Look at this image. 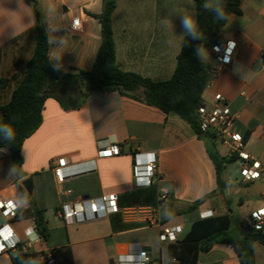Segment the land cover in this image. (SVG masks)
<instances>
[{"label": "crops", "instance_id": "obj_1", "mask_svg": "<svg viewBox=\"0 0 264 264\" xmlns=\"http://www.w3.org/2000/svg\"><path fill=\"white\" fill-rule=\"evenodd\" d=\"M36 1L48 30L52 63L66 72L72 68L91 70L102 41L101 23L93 15L101 13L102 0ZM215 3L209 0L210 6ZM184 15L196 18L194 0H117L112 14L117 66L157 82L170 79L187 35L181 23ZM76 22L80 25L77 30L71 28ZM35 24L33 0H0V107L10 102L25 77L36 45ZM220 36L221 41L235 42L233 60L211 74L203 102L210 106L217 93L226 98L236 116L234 130L245 142L243 150L264 167V0H243L242 14L231 15ZM204 48L208 53L201 61L212 70L219 67L211 47ZM66 88L68 93L61 95L55 90L46 98L41 125L22 145L23 162L18 172L9 150L0 147V200H14L19 205V218L12 221V227L25 240L26 231L35 223L22 214L34 207L44 211L49 229L47 240L35 244L20 264H47L48 252H54L53 264H111L130 243L149 247L151 255L157 246L161 259L164 248L168 264V245L159 242L161 229L149 225L150 218L158 219L162 227L182 226L181 239L203 213H230L234 223L229 231L234 227L239 233L235 237L249 232L239 217L235 218L231 205L238 201L239 216H249L264 205V180L245 183L240 177L233 181L224 176L227 164L221 191L210 151L232 155L218 139L196 132L174 112L166 114L118 90L76 100ZM113 142L121 147L119 156L96 157L99 148ZM138 151L157 153L163 176L158 185L135 187L131 154ZM91 159L96 161L95 171L57 183L54 162L77 164ZM28 178L32 179L31 194L21 184ZM160 188L168 189L169 197L159 209ZM67 190L72 193L62 194ZM108 194L118 196L119 213L83 224H61L57 212L62 204ZM51 209L54 225L48 216ZM153 229L156 237L151 240L145 232ZM62 230L66 236L54 239V233ZM254 253L256 264H264V245L255 242ZM10 255L7 264H13ZM198 264L241 261L232 246L216 241L209 251L199 254Z\"/></svg>", "mask_w": 264, "mask_h": 264}, {"label": "trees", "instance_id": "obj_2", "mask_svg": "<svg viewBox=\"0 0 264 264\" xmlns=\"http://www.w3.org/2000/svg\"><path fill=\"white\" fill-rule=\"evenodd\" d=\"M194 2L202 40L187 34L172 77L157 82L136 73L124 72L116 64L112 14L117 0H102L101 13L93 15L101 23L102 41L92 69L85 71L72 68L70 72L63 71L52 63L49 56L48 30L38 2L33 0L36 14L33 30L36 41L34 55L27 65L24 79L13 91L10 102L0 107V147L9 150L15 170L18 172L23 162L21 150L24 141L41 125L46 98L55 90L61 95L68 93L66 87L71 84L79 86L81 96L110 89L118 90L122 95L158 107L166 114L176 113L196 132L201 133L197 108L203 103L202 93L209 83L212 69L197 56V46L202 44L208 48L219 43L221 30L229 17L242 14L243 0H224L226 18L223 20L216 19L212 12L205 10L202 0ZM262 57L264 59V51ZM2 83L0 79V86ZM49 84L52 85L48 87ZM141 89L142 92L139 93ZM58 99L61 101L59 97ZM74 106L73 102L72 107ZM8 128L13 129L14 137ZM210 157L215 164L218 184L223 191L224 168L227 164L235 162L238 156H221L216 149H212ZM22 216L24 219H33L36 229L47 240L49 229L43 210L30 207ZM233 223L234 219L230 213L193 221L184 238L168 245V264H198L199 254L209 251L216 241L232 246L240 257L241 264H256L254 243L264 245V235L244 232L240 237H232L229 235V229ZM26 258L27 255L20 252L16 259L12 257V261L13 264H20Z\"/></svg>", "mask_w": 264, "mask_h": 264}, {"label": "built area", "instance_id": "obj_3", "mask_svg": "<svg viewBox=\"0 0 264 264\" xmlns=\"http://www.w3.org/2000/svg\"><path fill=\"white\" fill-rule=\"evenodd\" d=\"M72 29H79L78 22L71 26ZM235 42L232 40L220 41L211 46V51L217 60L219 67L212 70L218 72L229 66L233 60ZM197 118L200 132L209 134L218 139L220 143L228 148L230 155H237L240 160V177L243 182L250 183L256 180H264V167L261 162L252 158L243 149L245 146L242 135L234 130L236 116L232 113L226 98L217 93L214 95V102L208 106L204 102L197 108ZM122 153L118 143H108L98 149L97 158H110L119 156ZM132 177L136 188H151L162 182L163 176L159 169L158 156L156 152L138 151L131 154ZM54 174L59 185L68 179L87 174L96 170L95 159L87 160L77 164H69L64 160L54 162ZM71 190L63 192L70 195ZM169 190L160 188L158 193V208L160 209L168 200ZM121 211L116 194H108L101 197L82 198L75 202L62 204L58 209V216L65 225H77L86 222L96 221L116 214ZM0 213L5 222L0 225V256L12 254L16 259L19 253H29L30 249L43 237L36 227L26 231V239L22 240L14 228L12 221L19 218V205L14 200H0ZM211 217V214H201V219ZM149 225L160 227L159 242L161 244L177 243L183 235V227L174 225L162 227L160 221L155 218L147 220ZM247 229L252 233L264 235V205L253 210L248 216ZM47 264L54 263V252L45 255ZM113 264H152L151 252L140 243H130L125 250L117 255Z\"/></svg>", "mask_w": 264, "mask_h": 264}, {"label": "rangeland", "instance_id": "obj_4", "mask_svg": "<svg viewBox=\"0 0 264 264\" xmlns=\"http://www.w3.org/2000/svg\"><path fill=\"white\" fill-rule=\"evenodd\" d=\"M205 57H206V55H205ZM68 88H69V92L72 95V99H76L77 100L78 98H80L81 95H80V93H78V88H79L78 85H72L71 84V85H68ZM239 165H240L239 162L229 163L227 165L226 170H225L224 176L225 177L226 176H230L233 181H236L237 179H240V171H239V167L240 166ZM238 207H239L238 206V201L234 202L231 205V208L234 209V211H235V218L239 217L242 225L247 227L248 215L239 216L238 211H237ZM53 213H54L53 209L49 210V212H48V216L51 217V219H50V224L51 225H54L56 223L53 220V216H52ZM1 224H3V220L1 219V216H0V225ZM61 224H64V223L62 222ZM145 234L151 240L155 239V237H156V232H155L154 229L146 231ZM229 235L232 236V237H235V236H239V233H237L236 229L233 227L229 231ZM65 236L66 235H65V231L64 230H62L60 233H57V232L54 233V239H56V240H57L58 237L64 238ZM10 256H11L10 254H5L3 256H0V264H7L6 258H11ZM162 257H163V259H161L159 248H157V246H153V250H152V264H161V263L162 264H167L166 251H165L164 248L162 249Z\"/></svg>", "mask_w": 264, "mask_h": 264}, {"label": "clouds", "instance_id": "obj_5", "mask_svg": "<svg viewBox=\"0 0 264 264\" xmlns=\"http://www.w3.org/2000/svg\"><path fill=\"white\" fill-rule=\"evenodd\" d=\"M203 7L205 8V10L212 12L215 18L218 20H223L226 18L223 0H216V3L213 6H210L209 0H204ZM181 23L188 35L192 36L194 39L202 40V33L199 30L198 23L195 17L191 15H184L181 18ZM207 53V49L204 48L202 44L197 46L196 54L201 60L205 57ZM4 127L8 126L4 125ZM8 131L14 137L13 129L8 128Z\"/></svg>", "mask_w": 264, "mask_h": 264}, {"label": "water", "instance_id": "obj_6", "mask_svg": "<svg viewBox=\"0 0 264 264\" xmlns=\"http://www.w3.org/2000/svg\"><path fill=\"white\" fill-rule=\"evenodd\" d=\"M132 163H133V161H132ZM21 184H22V186L24 187V189L28 192V194H31V193H32L33 185H32V179H31V178H28V179H26V180H23V181L21 182ZM88 197H89V196H84V198H88ZM146 249H147L148 251H150V248H149V247H146ZM111 264H113V261H112Z\"/></svg>", "mask_w": 264, "mask_h": 264}]
</instances>
